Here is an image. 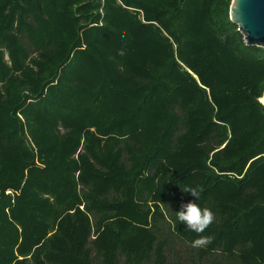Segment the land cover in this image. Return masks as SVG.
<instances>
[{
  "label": "trees",
  "instance_id": "16d2710c",
  "mask_svg": "<svg viewBox=\"0 0 264 264\" xmlns=\"http://www.w3.org/2000/svg\"><path fill=\"white\" fill-rule=\"evenodd\" d=\"M230 3L0 0V264H264V48Z\"/></svg>",
  "mask_w": 264,
  "mask_h": 264
},
{
  "label": "water",
  "instance_id": "95a60500",
  "mask_svg": "<svg viewBox=\"0 0 264 264\" xmlns=\"http://www.w3.org/2000/svg\"><path fill=\"white\" fill-rule=\"evenodd\" d=\"M229 18L247 45L264 48V0H231Z\"/></svg>",
  "mask_w": 264,
  "mask_h": 264
},
{
  "label": "clouds",
  "instance_id": "9594fccd",
  "mask_svg": "<svg viewBox=\"0 0 264 264\" xmlns=\"http://www.w3.org/2000/svg\"><path fill=\"white\" fill-rule=\"evenodd\" d=\"M123 55V51L120 52ZM183 191L191 193L195 197H199L202 189L193 187L183 188ZM177 220L180 223H185L189 230L198 234H201L207 229L215 219V214L212 210L207 207L201 208L199 204L188 202L182 204L179 211L175 212ZM210 236H199L198 239L192 242V246L199 248L205 244L211 242Z\"/></svg>",
  "mask_w": 264,
  "mask_h": 264
},
{
  "label": "rangeland",
  "instance_id": "374dc122",
  "mask_svg": "<svg viewBox=\"0 0 264 264\" xmlns=\"http://www.w3.org/2000/svg\"><path fill=\"white\" fill-rule=\"evenodd\" d=\"M264 95V94H263ZM261 101V100H260ZM262 102V101H261ZM263 103V102H262ZM264 104V103H263ZM184 257H182L183 258V264H190V255H188V254H185V255H183Z\"/></svg>",
  "mask_w": 264,
  "mask_h": 264
},
{
  "label": "bare ground",
  "instance_id": "6f19581e",
  "mask_svg": "<svg viewBox=\"0 0 264 264\" xmlns=\"http://www.w3.org/2000/svg\"><path fill=\"white\" fill-rule=\"evenodd\" d=\"M260 100L264 103V95H263V97Z\"/></svg>",
  "mask_w": 264,
  "mask_h": 264
}]
</instances>
